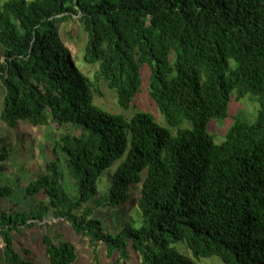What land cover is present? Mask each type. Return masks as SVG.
Wrapping results in <instances>:
<instances>
[{
  "label": "trees",
  "instance_id": "obj_1",
  "mask_svg": "<svg viewBox=\"0 0 264 264\" xmlns=\"http://www.w3.org/2000/svg\"><path fill=\"white\" fill-rule=\"evenodd\" d=\"M73 16L87 34L83 61L98 65L93 78L59 39V23ZM0 45L5 126L53 120L76 132L56 142L46 172L25 187V199L45 200L0 209V264H38L16 249L15 234L49 213L95 252L103 245L111 264L132 255L135 264H264V0H0ZM144 65L165 124L93 102L102 80L130 109ZM248 94L255 119L237 115L215 142L210 122L227 118L233 95ZM8 139L0 137V176ZM14 191L0 185V204ZM131 203L118 230L95 214ZM42 242L49 264L76 261L61 234Z\"/></svg>",
  "mask_w": 264,
  "mask_h": 264
},
{
  "label": "rangeland",
  "instance_id": "obj_2",
  "mask_svg": "<svg viewBox=\"0 0 264 264\" xmlns=\"http://www.w3.org/2000/svg\"><path fill=\"white\" fill-rule=\"evenodd\" d=\"M77 18V16H73V18L59 23V39L63 46L68 49L76 66L85 75L93 78L98 65L87 64L83 61L87 34L80 26ZM0 59H4L1 45ZM141 74L143 80L141 91L134 99L130 109L125 110L118 104L115 92L109 89L107 84L102 80L98 82L101 94L95 93L93 102L111 113H124L127 116L138 111H149L162 125L165 124L163 116L156 108L148 92L150 69L147 65L141 68ZM4 93L5 89L0 81V111ZM258 106V103L250 94L241 99H236L233 95L229 103L227 118L224 120H212L207 130L213 135L215 142L219 143L224 139L226 131L237 115L243 113L250 121H253L256 117ZM185 125L190 126L188 122ZM66 134L74 135L76 132H73L68 126L60 125L57 121L53 120H50L47 125L32 126L30 123L20 122L16 128H7L0 119V137L8 136L7 144L11 150L9 159L4 162L5 169L0 176V185L12 183L15 186L13 198L11 200L4 199L3 203L0 204V209L8 204H16L17 207L29 209L39 200H45L43 196L25 199V187L40 173L46 172L47 163L54 158L52 151L56 142ZM115 167L116 165L113 166V169ZM66 181L68 186H70L71 180L66 178ZM103 182H106L105 179ZM134 210V203H131L126 206L122 213L102 206L97 209L95 214L104 219L111 229L118 230L124 223V220L130 219ZM45 233L51 235L61 234L74 244L77 252V259L74 264H111L112 258L108 256L103 245H98L95 252L90 246L87 237L77 235L72 230L69 222L56 218L52 213L44 217L42 222H37L35 226L26 228L21 233H16V249L20 252L28 249L31 252V257L38 264H49L42 242V237ZM2 245L0 239V247ZM136 262V257L132 255L128 264H135ZM199 264H222V262L217 257H211L202 260Z\"/></svg>",
  "mask_w": 264,
  "mask_h": 264
}]
</instances>
